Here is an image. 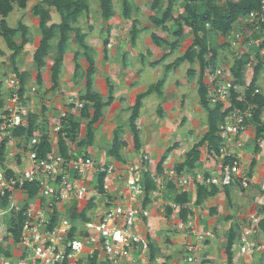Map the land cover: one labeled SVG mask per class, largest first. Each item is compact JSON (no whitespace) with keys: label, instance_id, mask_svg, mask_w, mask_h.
Masks as SVG:
<instances>
[{"label":"built area","instance_id":"built-area-1","mask_svg":"<svg viewBox=\"0 0 264 264\" xmlns=\"http://www.w3.org/2000/svg\"><path fill=\"white\" fill-rule=\"evenodd\" d=\"M238 21L240 27H252L264 37V0H260L259 10L250 12ZM254 42L251 38L235 34L232 45L251 44L247 49ZM254 58L256 56L249 58L247 67L251 66ZM208 81L207 105L211 109L218 108L223 115L217 127L220 146L218 152L211 153L214 160L211 171L187 176L184 173L178 175L174 169L155 175L146 164V155H142L139 165L126 166L121 173L117 172L113 163H97L86 154L74 153L72 145L68 146L69 158L64 159L57 149L59 127L53 130V134H56L53 143L50 140L53 137L48 135L50 152L39 157L35 149L38 145L37 134L28 140L14 136L17 128L28 126L30 111L26 107V95L20 96L18 93L19 79L11 77L8 80L11 90L0 111V149L4 148L8 161L4 169L0 168V199L6 201V205L0 207V218L5 215H9L10 220L19 217L21 228L18 242H12L15 246L6 249V238L10 233L7 230V234H4L0 220V264H136L132 253L146 252L149 248L147 236L135 231L138 223L149 217L147 209L142 207V175L145 173L150 174L158 188L165 182H171L177 188L190 185L217 189L238 186L247 190L252 176H249V168L243 166L242 154L250 141H254L248 132L253 107L247 105L242 110L232 104L231 94L237 93V85L231 80L229 71L222 66L215 67L208 74ZM254 94H259L257 88ZM236 102H244V99L238 96ZM76 108L80 106L76 105ZM65 116V113L61 114V117ZM100 174L103 175V194L95 198L94 208L86 215L88 221L79 218L72 220L66 211L71 209L73 203L84 202L79 209L77 205L73 206L77 213L83 211L90 199L88 187L91 180ZM115 180L123 183L125 196L123 192L111 195ZM27 185L36 187V195L32 199L25 188ZM260 190L264 192V179ZM92 192L96 193V190ZM18 194H23L24 198H19ZM170 206L173 209L177 207L175 204ZM262 221L264 214L254 213L244 218L239 227V237L233 245L243 261L232 259L231 264H251L249 257L264 251V245L255 241ZM176 226L183 229L185 225L180 220ZM211 236L210 233L199 234L197 239L204 241ZM15 248L21 253L18 258L12 255ZM198 252L199 248L194 244L183 247L188 263L197 260Z\"/></svg>","mask_w":264,"mask_h":264},{"label":"trees","instance_id":"trees-1","mask_svg":"<svg viewBox=\"0 0 264 264\" xmlns=\"http://www.w3.org/2000/svg\"><path fill=\"white\" fill-rule=\"evenodd\" d=\"M30 0H0V37L5 42L6 47L10 52V63L13 68V73L18 77L20 83L19 95L21 96L24 92L26 84V73L18 74L16 69V58L18 54L24 49L27 44L26 38V27L22 24L18 25L17 29H11L6 23V18L13 10V4H15L19 9H25L27 3ZM99 3V14L102 20L106 21L113 16V6L112 0H97ZM166 3H163V2ZM176 0H152L151 10L158 12L159 9H163L162 15L159 19L150 18L152 24L155 27H160L161 29H166V24L174 23L176 30L172 33V38L174 41L168 42L159 38L158 36L152 34L151 42L158 48L166 46L170 49V52H173L178 46L179 40L183 36V26L187 27L193 35V41L191 46L184 52V54L177 58L172 64L168 65L166 72L176 69L179 65L186 62L190 65L197 63L199 65L198 78H197V95L199 98V105L206 113V124L207 131L201 137V139L195 143L185 154V159L180 164H178L174 170L178 175L183 173L190 174L194 169L199 165L200 159V149L205 146L208 152H218L220 146V140L217 136L218 124L222 120L223 115L220 113L218 108L211 109L208 107L206 98H207V88L204 85L203 78L205 75H208L215 68L216 62V50L211 48L209 45V36L210 33L220 34L222 36H227L231 32L232 25L241 17L249 14L252 11H257L260 9V0H238V2H233L232 0H227L225 6L219 7L217 2L220 0H183V10L184 14L179 15L174 18L172 15V5ZM122 15L124 19L129 18V1L122 0ZM50 9H53L59 16V22L54 24L50 23ZM89 5L87 0H41L40 3L36 4L31 9L32 16L38 19V30L40 33L39 46L35 49L32 60L34 63V68L36 71L35 75V85L37 87L42 86L43 83V73L45 68L44 58L51 51L49 42L57 37L56 45V56L50 67V81L51 87L48 89L54 91L58 88V79L63 67L64 55L68 50V40L69 33L73 30L72 24L76 23L77 20L83 13H88ZM135 25V24H134ZM132 26L130 30V43L134 44L137 37V29L135 26ZM208 26V27H207ZM20 32V44L17 46L14 42V37ZM77 33V41L79 43L80 50L82 53H76L73 57V82L79 84V82L84 77V93L78 99L79 108V118L83 121H86V136L81 142H77V146L84 145L90 147L94 139L93 128L95 124L99 121L102 116V110L105 106L110 104L112 100V89L109 88V93L107 95V101L103 102L99 94H97L93 86V75H94V61L92 59L90 48L83 42L84 35H79V30ZM108 43H104L103 52L106 55ZM264 48V40L261 49ZM2 51L0 50V57L2 56ZM211 55L209 59L206 58L207 55ZM82 56L87 62V69L85 75L79 74L78 69L79 65L77 63V58ZM258 58V63L262 62L259 59V55H256ZM248 59L236 60L231 68V73L235 78L234 85L243 86L242 82V68ZM259 67H254V76L248 87L245 89L244 93V102H236L238 97L237 93L232 92L231 101L235 107H238L242 110L246 108L247 105L252 106L253 115L252 123L255 125V144H254V153H259V140L264 136V123H262L260 117L264 113V95L254 94V87L257 81V76L259 72ZM188 75L191 77L194 75L192 71L188 72ZM164 79L159 80L156 84L149 86L146 92L137 95L133 107L130 109V116L128 119L129 131L132 136L133 146L135 151L140 150V140L139 132L135 125V122L139 116V110L141 107V101L155 93L158 97H162V86ZM1 86V83H0ZM49 91V92H50ZM3 102L0 96V111L2 110ZM75 104L71 105L69 108L73 109ZM36 116L29 114V123L26 128H17L14 131V136L23 137L25 140L34 134L38 135V145L36 146V151L38 152L39 157H44L51 150V145L49 142L48 135L45 131L40 129V125L36 122ZM79 124L74 122L73 115L66 114L65 117L60 122V128L57 132V149L58 153L64 159L69 158V149L68 142H74L77 137ZM118 131H114L113 138L111 140V149L108 152V157L115 162H120L121 158L119 151L126 146V143L120 138ZM4 148L0 149V168L4 166ZM173 148H169L165 151L160 161L155 167L154 174L161 175L164 171L163 164L170 154ZM256 165L255 160H253L249 166V176L251 175L254 167ZM10 174V172H8ZM96 195H102V181L103 175H98L96 178ZM167 190L175 191L174 185L171 182L166 183ZM25 188L28 190V196L32 199L36 195V187L33 185H27ZM142 188H143V202L142 207L146 208L150 202V196L156 192V184L151 180L150 174L145 173L142 175ZM217 189V188H216ZM216 189L211 186V188L206 191L202 186H197L196 191V205L200 204L203 199L213 196L216 193ZM95 197L92 196L88 200L86 207L80 213H77L76 208H72L70 211V218L81 219L82 221H88L87 213L94 208ZM172 204L180 206L181 210L179 211V218L182 222L186 221V218L189 214L185 208H182L188 203V195L184 192L182 194H174L171 197ZM6 201L0 199V207H4ZM167 214H171V208L166 207ZM264 228V221L261 222L260 228ZM21 228V219H13L10 224L8 232L14 243H17L19 240ZM239 237V231L236 227H231L227 237V244L225 246V253L227 256V264L232 263V248L235 244L237 238ZM71 238V235H70ZM9 256L8 254H6ZM93 264V263H91Z\"/></svg>","mask_w":264,"mask_h":264},{"label":"crops","instance_id":"crops-1","mask_svg":"<svg viewBox=\"0 0 264 264\" xmlns=\"http://www.w3.org/2000/svg\"><path fill=\"white\" fill-rule=\"evenodd\" d=\"M143 1L144 0H137L132 2L133 14L137 13L142 15V13L140 12H143V14H149L152 12L151 10L152 0H146L147 8L143 6L144 3ZM142 6L145 9V11L144 9H142ZM27 8H25V10ZM28 18H29L28 25L29 24L31 25L32 30H30L31 32H29V29L28 28L26 29V31L29 32L30 34L28 35V33L26 32V37L28 41L24 49L27 46H31V45L36 46L40 41L38 37L39 35L37 34L38 31L37 18L35 17H28ZM117 20L120 19L117 18L116 21ZM143 28L145 29V31H143L140 35L142 34L145 35L146 29L147 31L151 32V27H149V25H143ZM11 29H15V28H11ZM33 35L35 36L32 41ZM160 38L162 39V37ZM0 40L1 42L3 41L1 37ZM19 41L20 39L15 38V42L17 44L19 43ZM192 41H190L189 44H187L186 41H182L178 43V46L173 51L174 55L171 54L169 57H167V59H165L166 56H164L165 58L163 57L162 55L163 53L158 54V52H156V49L158 47L157 48L155 46L152 47L149 41L148 42L146 41L147 42V45H145L146 47L144 46L143 50L138 49V51L141 52L139 53L140 54L139 59H141L142 61L141 67L139 66V62L137 64H134V68L137 71L138 75L135 73H130L126 70L121 71L119 68L115 70L114 76L111 77L112 79H114L113 80L114 87L117 86V88H114L112 90L111 92L112 100L110 104L104 107V109L102 110L101 118L94 126L95 136L92 145L88 147L85 150V153L83 154L88 155L93 161H96L97 163H102L106 161L113 162L112 159L108 157L107 153H105L111 143V135H109L112 130L111 127L116 126L118 122L117 120L120 119V117H123V122H125V120H127L130 116V109L133 107L137 95L146 92L149 86L156 84L161 79H164V83L161 89L162 97H158L155 93L147 97H150V99L152 100L151 102L153 108H155L158 105L162 108L163 115L162 113H158V114L156 113V115L158 116L150 115L149 119L146 118V120H144L143 118L146 117L143 114L145 110L144 104L146 103L145 100L147 97H145L141 101L139 116L135 122L137 129L140 131V136H139L140 150L138 152L134 150L132 136L129 133L125 132L123 141L126 143V146L119 151L121 161L118 163L115 162L116 164L115 167L117 168V172L121 173L126 166L129 165L134 166V164H137L138 154L146 155L147 157L151 156L153 159H155L159 157L158 152L161 149H166L167 147L169 148L171 146L169 145V143L172 140V133L171 130L165 128L167 125V123L165 122V118L167 117H164V115H166V111L164 110H171L172 108H175L176 104H178V107L182 106V110L180 109L181 110L180 114H178V116H175L176 117L175 120H177V118L180 115L181 118H186L187 121L189 119H192V121L189 123L190 125L196 127V123L195 121H193L194 118H192L193 117L192 114H194L195 112L198 113L197 107L190 108L188 107V104L182 103L183 101L180 99V97H183L184 94L186 93L185 89L189 88L186 79L182 80V71L184 72V68L189 66L190 64L182 63L175 70L173 71L170 70L168 73L166 72V68H165L167 64L170 65V63H172L169 60L171 59L176 60V58L182 56L184 52L191 46ZM137 42H138V38L135 39V42L133 44L135 48L137 47L136 46ZM1 45L2 44L0 43V50L3 51L1 49ZM110 48L111 45H109V49ZM159 49L160 48H158V50ZM148 50L150 51L149 54L150 57L148 59H145L146 58L145 54ZM176 52L178 53L177 55ZM21 54L22 52L18 54V57L16 58L18 64L22 59ZM24 54L26 53H23V55ZM162 58L165 61L163 63L161 62ZM70 64H71V60L66 53L64 55L63 67L60 75L62 76L63 72L66 71L67 79L64 80L63 83H61L62 86L66 84H68L69 86V82L72 74L71 67H73V65ZM190 66H192L190 67V70L193 71L194 73L192 77H197L199 71L198 64L195 63ZM7 68L8 67H1L0 73L6 71ZM49 68L44 72L45 74L43 73L44 84L46 83L44 82V76L49 75L48 78L50 77ZM164 69L165 72L163 71ZM21 71L22 72L28 71V69L26 68L24 69L22 67ZM145 71L147 73L148 71L150 72L149 77L146 79L142 78ZM98 76H101V74L98 75V73L95 72L93 76V83H94L93 88L94 89L95 87L98 88L96 93L101 96L103 102H106L107 94L104 91L105 86L103 83L100 84L97 83L96 78ZM203 82L205 83L204 85L207 86L206 83L207 81H205L204 78H203ZM48 86L46 87L47 90L50 88ZM62 86H60V89L58 90L60 93L64 92L62 90ZM8 88L9 87H7L6 90H8ZM6 90L5 87L2 86L1 84L0 93ZM72 90L73 88H69L68 95L74 93ZM51 94L52 93H48L47 96ZM194 101L197 104L199 98L198 99L194 98ZM74 104L77 105L78 103H74ZM126 109H129V112L127 113L123 112ZM201 110L203 109L201 108ZM77 115H78V122L80 123L81 119L79 118V109ZM155 118L158 119L156 120ZM254 126L253 123L251 122V124L248 125V132L251 135V137H254L253 143L255 144ZM47 135L49 134L47 133ZM54 136L55 135L52 136L53 137L52 139L50 138L51 143L55 141ZM261 143L262 140L260 142L259 148L263 146L261 145ZM174 149L170 152V157L173 158V161L174 158L177 157L176 156L177 153H180V151L182 152V150L185 149L186 151L183 150V152L180 153L182 156H184L189 150L181 146H179L178 148L179 150L178 149L174 150ZM203 149L205 148L200 149V159H199L198 167L194 169L192 172H190V174L185 173L187 176H191L196 172H208L213 169L212 162L207 161L206 160L207 157L203 155L204 152ZM77 154H81V153H77ZM263 156L258 154L257 157L254 158L251 157L253 158V160H255L256 165L251 173L252 181L247 190H242L238 186H232L225 189H216L215 187H213L216 189V193L213 196L203 199L200 204L196 205L195 200H196L197 187L190 185L185 188H177L176 186H174L175 194H182L185 192L188 195V203L182 207L185 208L187 211H189L186 221L183 222L185 225L183 229H178L176 226L177 222L180 221L179 218V211L181 210L180 206L178 208L176 207V209H173L170 206L172 202L171 200L169 201V199L171 198L170 195L167 194V192H164L165 194L164 196H166V198L160 197L159 196L160 194L158 195L159 197H156L157 196L155 194L156 192L153 193L150 196V202L146 207L147 211L149 212V217L147 219L141 220V222H139L138 225L135 227V231H137L143 236H147L149 248L148 251L146 252L138 251L132 253V258L134 259L135 263L136 264H179L178 261L176 260V257L178 256H179V260L183 259L184 262H187L185 259L186 255H184L183 253V247L186 244H194L199 248V252L196 253L197 254L196 258L198 261L193 262L194 264H227L225 246L227 244V237L230 228L236 227L237 230L239 231L240 225L243 224L244 218H246L248 215L254 213L264 214V192L260 190L261 182L264 179V167L262 166L264 161ZM253 160H251V162ZM182 161L183 159H180L178 163H181ZM250 164H248L245 168H249ZM155 166H156L155 161L153 160L152 165L150 167L148 166V168L154 173ZM204 188L206 189V191H208L211 187H204ZM124 191H126V189L123 183L117 182L115 180L111 187V195L116 196L117 194L116 192H123L124 195ZM18 196L21 199L24 198L23 194L21 195L18 194ZM162 204L165 206V208L162 207L163 206ZM166 207L171 208L170 215L167 214ZM260 229L261 230L255 241L264 245V228L261 227ZM169 231H172L176 234L177 233H181V234L177 235L176 238L170 239ZM191 232L192 233L194 232V234H192ZM205 233H210L212 235L211 238L206 239L204 241H198L197 235L199 234L202 235ZM165 243H167L168 246L172 249L171 250L168 249L169 248L168 246H167L168 248H166ZM232 253H233L232 259L243 261V258H239L238 252L234 250ZM12 255L14 258H18L21 255V253L19 250L14 249ZM248 260L251 264H264V251L254 253L251 257H249Z\"/></svg>","mask_w":264,"mask_h":264},{"label":"rangeland","instance_id":"rangeland-1","mask_svg":"<svg viewBox=\"0 0 264 264\" xmlns=\"http://www.w3.org/2000/svg\"><path fill=\"white\" fill-rule=\"evenodd\" d=\"M40 1L41 0H32V1L28 2L27 3L28 5H26V8L28 7L27 8L28 10L27 9L26 10L25 9H19L14 4L13 5L14 9L12 10L13 12L10 13V15H8V17L6 19L7 25L10 28L17 29L18 25L22 24L26 27V29L27 28L29 29V32H31L30 30H32V27L30 24L28 25V19H29L28 17H34L31 14V9L36 4L40 3ZM127 1H129V9H130L128 19H124L123 15H122V9H123L122 8V0H112L113 16L110 18L111 20L108 19V20L104 21L101 19L100 14H99V3H98V1L97 0H87L88 5H89L88 13H83L80 16V18L77 20V22L72 24L71 27L73 30L69 33L67 56L71 60L70 65H73V63H74V61H73L74 55L76 53H82V51L80 50V47H79V43H78L77 38H76L77 37L76 31L79 30L78 34L84 35L83 42L90 48V53H91L92 59L94 61V74H95V72H97L98 75L101 74V76H98L96 78L97 83L98 84H100V83L104 84V86H105L104 91L106 92L107 95H108L109 90H110L109 88H111L112 90L114 88H117L116 85H115L116 87H114V85H113L114 79H112V77L115 74V70L117 68H119L121 71L126 70L130 73H135L138 75L137 71L134 68V64H137L138 62H139V66L141 67L142 61H141V59H139L140 58L139 53H141V52L138 51V49L143 50V47L145 45H147L148 41L152 47L155 46L151 42V39H150L152 34L158 36L159 38L162 37L163 40L165 39L168 42L174 41L172 38V33L176 30V26L174 23H168L166 26V29L163 30L160 27H155L152 24L151 19H150V18L159 19L162 15L163 9L165 8L164 5H162V7H164V8L159 9L158 12L152 11L149 14H143V12H140V13H142V15H140L137 13L133 14V12H132V2L137 1V0H127ZM179 1H180V3H179ZM226 1L227 0H220L219 2H217V5L219 7L223 8L225 6ZM232 1L238 2V0H232ZM143 2H144L143 6L145 8H147L146 7L147 1L144 0ZM163 3H166V2L164 1ZM183 5H184L183 0H176L174 2V5H172V12H173L172 15L174 18L178 17L179 15L184 14ZM143 6H142V9H144ZM144 11H145V9H144ZM116 17L120 20L116 21V19H117ZM137 18H138V20H137ZM109 20H110V22H109ZM240 21H242V20H240ZM240 21L237 20L232 25L231 32L227 36H222L220 34L210 33L209 45L211 48H214L216 50L217 57H216L215 67L222 66L225 70L229 71L230 78H231V80H233L234 83H235V78L233 77V75L231 73V68L233 67V64L236 62V60L237 61L238 60H244L247 58L248 62H249V58L256 56V55H259V59L262 60V62L258 63L259 60L256 57V59L254 58V61L251 62L250 67L249 66L247 67L246 65H244V67L242 68L243 86L237 85L236 86V88H237L236 92L238 93V96L240 98L244 99L245 89L248 87V85L250 84V82L252 81L253 76H254V67H257L258 65H260V67H259L257 81H256L254 88L258 89L259 94L264 95V48L261 49V47L263 45L264 37L257 34V32L254 31L252 29V27H249V26H244V28L240 27ZM58 22H59L58 14L53 9H50L49 24L50 23L56 24ZM111 23H113V24H111ZM133 25L136 27V29L138 31L137 32L138 34L136 37V39L138 38V42L136 43V46H137L136 48L133 46V44L130 43V30H131ZM143 25H149V27H151V32L147 31V29H146V34L140 35L143 31H145V29L143 28ZM182 26L184 29H183V36H182L181 40L186 41L187 44H189L190 41L193 40V35L187 27H184L183 24H182ZM37 29H38V25H37ZM29 32H27L28 35L30 34ZM37 34L39 35L38 37L40 40L39 30L37 31ZM235 34H239L241 37L246 36L249 39L251 38L252 42H254V41L255 42L253 43L252 47L247 48V49H246V47H249L248 45H251V44H247L246 46H244L242 44L239 46H233L232 41L235 38ZM34 36L35 35H33V37H32V41H33ZM228 37H230V38L228 39ZM15 38L20 39V32H17V34L15 35L14 42H15ZM30 39H31V37H30ZM181 40H180V42H182ZM20 41H19V43H20ZM110 41H111V43H110ZM2 42L0 40V43L2 44L1 49L3 50L2 51L3 54L0 57V69H1V67H8V68L6 71H3L2 73H0V83L2 84V86L5 87V90H6V88L9 87L8 80L11 77H16V78H18V77L13 73V68H12V65L10 63V56H11L12 52H10L8 50V48L5 45V42L4 41H2ZM105 42L108 43L106 55L103 52V47H104ZM15 44L18 46V44L16 42H15ZM49 45L51 47L50 48L51 51L44 58V62H45L44 72L50 67V65H52V62L54 61V58L56 56L57 37L52 39L49 42ZM109 45H111L110 49H109ZM38 46H39V43L36 46L31 45V46H27L25 49H23L21 51L22 52V54H21L22 59L21 60L19 59L20 63L18 64L17 59H16L15 64H16V69L18 71V74H21V73L27 74V78L25 80L26 84H25L24 92L22 93V95H26L25 101H26L27 110L30 111V115H34L37 117L36 122L40 125V129L47 132L49 135L53 136V135H56V134H53V132H54L53 130L55 128H58V127L60 128V122L63 119V117H61V114L63 112L65 114H68V112H69V114H71V115H73V114L76 115V116L73 115L74 122H78V115L77 114H78L79 108H76V105L73 109H70L69 107L71 105H73L74 103H78V99L83 95L85 80L83 77L82 80L79 82V84H75L73 82V74H74V66H73V67H71L72 74H71L69 86H68V84H66L64 86L61 85V83H63L64 80L67 79L66 78V76H67L66 71H64L62 76L60 75V77L58 79V81H59L58 85L62 86V90L64 91L63 93H60L58 91L60 89V86H58V88L54 91L47 90L46 87L48 85H49L48 87H51V85H52L51 81H50V77L48 78L49 75L44 76V82H46V83L45 84L42 83V86L37 87L35 85L36 71L34 68L32 55ZM156 52H158V54L163 53L162 54L163 57L166 56V58L164 57L165 59H167V57H169L171 54L174 55V53L170 52V49L166 46L161 47L159 50L157 48ZM23 53H26V54L23 55ZM149 54H150V51L148 50L145 54L146 55L145 59H148L150 57ZM177 54L178 53L176 52V55ZM210 56L211 55L208 54L206 56V58L209 59ZM135 58L136 59L138 58V59L136 60ZM161 60H162L161 61L162 63L165 62L163 60V58ZM169 61H171L173 63L175 61V59H171ZM77 63L79 65V69H78L79 72L78 73L82 74L84 76L86 69L88 67L86 60L82 56H79L77 58ZM172 63H170V64H172ZM184 63H186V62H184ZM167 66H168V64H167ZM167 66L165 68H167ZM22 67L24 69L25 68L28 69V71L22 72L21 71ZM190 67H192V66L189 65V66L184 68V72L182 71V80L186 79V81L189 85L188 86L189 88L185 89L186 93L184 94L183 97H180V99L183 101L182 103L188 104V107H190V108L191 107H197L198 113L195 112L194 114H192V116H193L192 118H194L193 121H195L196 127L193 125H190L189 122H191L192 119H189L187 121L186 118H181L179 115L177 120H175L176 119L175 116H178V114H180V111L182 110V106L178 107V104H176L175 108H172L171 110H164V111H166V115H164V117H167V118H165V122L167 123L165 128L168 130H171V133H172V140L169 143V145H171V146L169 148H173V149L174 148L178 149L179 146H181L183 148L185 147L187 149H190L195 143H197L201 139V137L207 131L206 113L204 110H201V107L199 105V101L197 102V104L194 101V98L198 99V96H197V78H198V76L197 77H192V76L190 77L187 74L189 71H191ZM185 69H187V70H185ZM173 70H175V69H173ZM163 71L165 72V69ZM149 75H150V72L148 71V73H147L145 71L142 78L146 79L149 77ZM163 78H164V76H163ZM204 79H205V81H207L206 83H209L208 75H205ZM97 83H96V86H97ZM93 87H94V83H93L92 88ZM32 88H34V90ZM69 88H73L72 91L74 93L71 95H68ZM95 89L93 88V90L95 92H97L98 88L95 87ZM10 90L11 89L8 88V90L0 93L1 100H2L3 104H4L5 98L7 97ZM48 93H52V94L47 96ZM151 101L152 100L150 99V97H147L145 100L146 103L144 104L145 110L143 109L144 110L143 114L146 117L143 118L144 120H146V118L149 119L150 115L151 116L152 115L158 116V115H156V113L157 114L162 113V115H163L162 108L159 105L156 106L155 108H153ZM126 104H127V102H126ZM200 110H201V113H200ZM123 112L127 113V112H129V109H126ZM128 119L125 120V122H123V117H120V119L117 120L118 122H117L116 126L111 127L112 130L109 134V135H111V140L113 138L114 131L119 132V134H120L119 136L122 140L124 139L125 132L130 134ZM155 119L157 120L158 118H155ZM260 119H261L262 123H264V113H262ZM78 124H79V128H78V132H77V137L74 140V142H71V143L68 142V146L69 145L73 146L74 153L83 154V153H85V150L88 147L84 146V145L82 146L80 144L77 146V142L83 141V139L86 136V121L80 120V123L78 122ZM253 126H254V124H253ZM254 128H255V126H254ZM93 132H94V136H95V127L93 128ZM138 132H139V136H140V131L138 130ZM261 140H262L261 145L264 146V136L262 137ZM184 142H186V143H184ZM263 146L260 147V153H258L262 156L264 155V151H263L264 147ZM169 148L167 147L166 149H161L158 152V154H159L158 158L153 159L151 156H148L147 161H146L147 166L150 167L152 165L153 160L155 161V165H157L158 162L160 161L161 157L165 153V151ZM203 148H205V146ZM110 149H111V143H110V146L107 148L105 153L108 154ZM183 150L186 151L185 149H183ZM183 150H182V152H183ZM203 150H204L203 155L207 157L206 160L209 162L211 161L213 164L214 160L212 161V154H211L212 152H208V151L206 152V150H207L206 148ZM182 152L180 151V153H182ZM180 153L176 154L177 157L174 158V161H173V158L170 157V154L167 156V158L163 164V169H166L164 171H167L169 169H174L178 164H180V163H178L180 159H183V161H184L185 155L182 156ZM258 154L254 153V143H253V140H251L249 145L247 146V148L245 149V151L242 154L244 157V159L242 160L244 167H246L248 164H250L251 160H253L254 157H257ZM141 156H142L141 154H138V162H137V164H134V166L139 165V163L141 161ZM251 157H253V158H251ZM4 159H5L4 160V166L2 167V169H4L5 166L8 164V161L6 160L7 159L6 155L4 156ZM129 166H132V165H129ZM155 167H154V169H155ZM88 179L89 178H87V180ZM96 182H97V180L95 178L92 179L91 184L88 187L90 197H92V196H94L95 198L97 197L96 193L92 192V190L96 186ZM166 183H168V182L163 183L162 186H160L159 188H158V185H156L157 190H156V193L154 192L157 195L156 197L160 196V197L166 198V196H164L165 195L164 192H167V194L170 195V198L174 196L175 192L167 190ZM169 201H170V199H169ZM165 202H167V201H165ZM75 205H77L78 209H79V208L84 206V202L73 203L71 206V209H68L66 211V213L69 214L70 211L72 210V207ZM162 207L165 208L164 205ZM178 207L179 206L177 205V208ZM0 220H1L2 227H3V232L6 235L7 230L10 228V224L12 223L13 219L10 220V216L5 215L4 217L0 218ZM179 234H181V233L176 234L172 231H169L170 239L176 238V236ZM5 235H4V237H5ZM197 237H198V235H197ZM6 242H7L6 243L7 246L6 245H5L6 247L4 246L6 249H10L11 245H12V247L15 246L13 244L14 242L11 239L10 235L8 236V238H6ZM163 244H164V241H163ZM165 244H166V248H168L169 247L168 244L167 243H165ZM168 249L171 250L172 248L169 247ZM234 250L237 252L236 248H234L233 251ZM186 257H187V255L185 256V259H186ZM176 260L178 261L179 264H194V263L184 262L183 259L179 260V256L176 257ZM197 261L198 260H196V262Z\"/></svg>","mask_w":264,"mask_h":264},{"label":"clouds","instance_id":"clouds-1","mask_svg":"<svg viewBox=\"0 0 264 264\" xmlns=\"http://www.w3.org/2000/svg\"><path fill=\"white\" fill-rule=\"evenodd\" d=\"M113 162H109V161H106L107 163H113L114 165H116L115 164V161L114 160H112ZM261 230V229H260ZM232 250H233V248H232ZM233 252V251H232Z\"/></svg>","mask_w":264,"mask_h":264}]
</instances>
